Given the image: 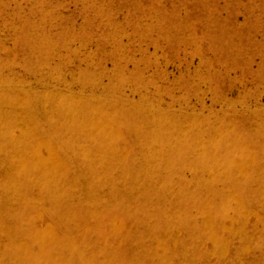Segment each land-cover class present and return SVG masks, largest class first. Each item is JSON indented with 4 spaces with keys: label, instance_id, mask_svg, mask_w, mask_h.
I'll return each mask as SVG.
<instances>
[{
    "label": "rangeland",
    "instance_id": "374dc122",
    "mask_svg": "<svg viewBox=\"0 0 264 264\" xmlns=\"http://www.w3.org/2000/svg\"><path fill=\"white\" fill-rule=\"evenodd\" d=\"M0 264H264V0H0Z\"/></svg>",
    "mask_w": 264,
    "mask_h": 264
}]
</instances>
